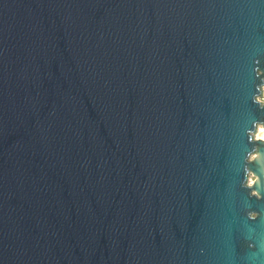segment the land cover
I'll return each instance as SVG.
<instances>
[{
    "label": "water",
    "instance_id": "obj_1",
    "mask_svg": "<svg viewBox=\"0 0 264 264\" xmlns=\"http://www.w3.org/2000/svg\"><path fill=\"white\" fill-rule=\"evenodd\" d=\"M262 96L264 0H0V264H264Z\"/></svg>",
    "mask_w": 264,
    "mask_h": 264
},
{
    "label": "rangeland",
    "instance_id": "obj_2",
    "mask_svg": "<svg viewBox=\"0 0 264 264\" xmlns=\"http://www.w3.org/2000/svg\"><path fill=\"white\" fill-rule=\"evenodd\" d=\"M260 100L264 102V96L260 97ZM259 131H260V128H258V130H257L256 133H254V137H255V138L258 137V135H259V133H260ZM253 179H254L253 175L250 174V175H249V181H248V182L251 184V182L253 181Z\"/></svg>",
    "mask_w": 264,
    "mask_h": 264
},
{
    "label": "bare ground",
    "instance_id": "obj_3",
    "mask_svg": "<svg viewBox=\"0 0 264 264\" xmlns=\"http://www.w3.org/2000/svg\"><path fill=\"white\" fill-rule=\"evenodd\" d=\"M259 128H260V131H259L260 133H259L257 138L264 139V127L262 125H260Z\"/></svg>",
    "mask_w": 264,
    "mask_h": 264
}]
</instances>
